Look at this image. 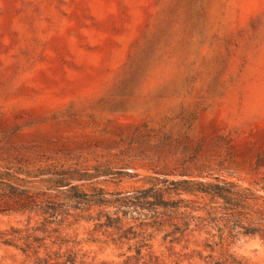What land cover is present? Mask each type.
<instances>
[{
	"label": "rangeland",
	"instance_id": "374dc122",
	"mask_svg": "<svg viewBox=\"0 0 264 264\" xmlns=\"http://www.w3.org/2000/svg\"><path fill=\"white\" fill-rule=\"evenodd\" d=\"M142 124L202 141L190 178L264 198V0H0L1 166L122 171L79 182L88 195L184 179L181 156ZM178 198L191 208L145 205L111 227L100 212L114 207L71 201L46 229L85 264H212L229 254L264 264V239L208 214L219 200L164 196ZM42 220L1 212L0 231L33 232ZM17 244L0 242V264H32Z\"/></svg>",
	"mask_w": 264,
	"mask_h": 264
},
{
	"label": "trees",
	"instance_id": "16d2710c",
	"mask_svg": "<svg viewBox=\"0 0 264 264\" xmlns=\"http://www.w3.org/2000/svg\"><path fill=\"white\" fill-rule=\"evenodd\" d=\"M142 126L147 128L146 131L155 132L151 136V140H159L158 131L146 124H142ZM135 128L137 129L138 126ZM160 140L169 155L181 156L176 161L182 168L179 175L185 178H156V182L152 186L134 192H105L99 188L95 194L88 195L82 191V184L79 182H92L93 179L101 176L111 175L114 177L122 173V171H113L101 165L87 168L81 167V165L64 166V164L51 163L33 169L32 162L28 160L23 163L17 161L15 163L17 165H0V213L8 211L40 213L43 216V227L31 230L33 232L41 230L46 233L39 236L30 231V228L22 230L11 226L9 230L0 231V242L14 246L20 242L19 248L23 252H28V258L32 259V264H85L82 259L78 260V253L72 248L62 251L63 246H67L69 241L59 235H53L54 232H57L56 229H46L47 224L54 223L58 216L66 213L62 208L67 206V202L114 207L113 216L108 212H100V216L106 218L104 225L111 227L121 223L122 217L119 216V213L126 217L138 212L137 210L144 209L145 205L160 206L166 209L174 208L175 211L180 207L191 208V203L182 198L164 199L165 195H179L182 192L202 193L212 200H219L218 209L211 207V210L207 211L209 215L220 211L219 220L228 224L230 229H238V232L241 231L245 235H258L264 239V198L262 196L257 195L254 190L248 187L241 188L231 181L220 180L218 177H215L213 182L190 178L189 171L192 168L198 170L191 162L202 143V141H196L195 137L189 134L161 135ZM195 142L197 145L194 147ZM197 218L200 219V216ZM22 232L25 234L22 235ZM54 246H57V249L52 250ZM212 264L247 263L229 254L223 260L213 261Z\"/></svg>",
	"mask_w": 264,
	"mask_h": 264
}]
</instances>
